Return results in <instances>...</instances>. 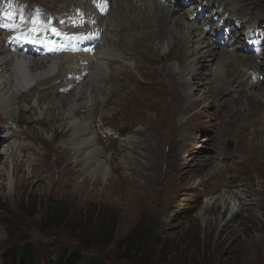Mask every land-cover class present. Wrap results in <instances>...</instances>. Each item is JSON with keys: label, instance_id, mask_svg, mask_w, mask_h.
I'll list each match as a JSON object with an SVG mask.
<instances>
[{"label": "rangeland", "instance_id": "374dc122", "mask_svg": "<svg viewBox=\"0 0 264 264\" xmlns=\"http://www.w3.org/2000/svg\"><path fill=\"white\" fill-rule=\"evenodd\" d=\"M34 1L50 14L74 11L88 2L29 0L28 3L34 6ZM207 1L191 0L190 5L184 8V4L183 9H176L178 12L174 16H185L184 19L191 22L189 13L200 5L214 6L213 0ZM160 2L173 11L174 6L169 7L173 1ZM213 2L228 5L229 10L238 13L233 20L264 28V0ZM155 3L157 0H145L142 10L146 11V16L138 10L131 11L130 6L126 9L127 14L129 11L132 16L145 17L144 28L128 29L129 32L117 35L116 42L121 39L132 48L134 43L142 41L147 50L137 48L139 53L133 51L134 57L131 50L122 51L114 46L122 56L118 58L122 64L109 69L106 76L111 72V81L105 84L99 78L101 69H93V84L89 90L97 89L98 100L93 98L79 107L76 105L71 118L60 119L61 106L59 103L52 105L48 98H57L55 94L64 99L68 96L67 100L73 97L78 84L74 88L71 82L76 77L72 74L80 75V72L78 66L68 62L56 69L49 85L18 95L17 110L9 118L0 112V151L8 152L9 144L15 142L13 152L2 154L0 158L1 167L2 160L7 161L6 174L3 171L0 176V264H12L5 260L6 254L25 243H31L40 253L39 264L57 262L64 249L69 252L77 245L87 254L97 255L105 264H264V152L254 153L251 146L258 137L264 146V124L261 123L264 104L260 105L261 114L252 124L257 113L243 117V122L233 123L228 113L230 107L221 103L223 99L217 94L216 106L210 103L211 100H208L210 104L204 103L203 96L211 95V81L217 67L215 61H207L208 75L200 72L201 64L206 63L203 61L205 55L210 54L205 47L208 41L205 31L194 55L186 58H192V66L196 68L189 78L188 96L183 101L186 110L181 113L178 109L180 113L172 119L171 105L165 111V124L162 118L155 120V111L171 101V85L166 75L168 65L164 64L169 57L179 58L177 50H169V38L144 33L148 29L145 26L149 22L148 13L154 9ZM113 11L118 12L116 6L108 11L116 24L120 13L112 15ZM206 17L200 15L193 22L203 30L208 24L212 27L218 24L216 20L209 23ZM225 18L229 20L231 17ZM148 25L151 27L152 22ZM123 34L129 35L132 42ZM103 36H110V31ZM159 41L163 42L162 47ZM106 43L105 40L104 47ZM222 47L227 46L221 45L218 49L225 50ZM245 47L237 46L229 51L239 54L241 59V63L228 66L231 75L236 72L239 86H233L236 78L229 82L232 96H226L240 101L238 109L245 105L246 100L241 97L250 89L248 84L244 85L246 77L252 76L264 83V43L262 57L258 59L243 51ZM168 51L172 55L167 58ZM150 55L152 58L148 60ZM170 62L175 63L174 60ZM257 64L262 68L255 67ZM115 66L118 65H112ZM89 68L87 65L86 70ZM60 71L64 72L57 74ZM241 86L247 91L240 89ZM235 93L240 97L234 99ZM212 94L215 96L214 92ZM40 96L48 101L37 102ZM201 97V101L194 102ZM36 105L45 106L44 112L41 113ZM84 106L81 111L80 107ZM221 110L223 116H217ZM73 117L90 125L96 145L101 149L100 159L107 169L105 176H95L91 171L87 173L83 155L73 146ZM229 139L234 141L233 149L228 145ZM157 140L159 146L155 147ZM134 158L137 161L132 163ZM134 170L138 177L133 176ZM132 184L138 185V197L133 194ZM140 187H144V194ZM247 189L251 195H245ZM54 201L62 202V205ZM59 206H63L66 214L81 215L80 230L96 231L102 236L103 231L99 229L112 223L111 240L104 241L100 245L102 249L96 252L88 249L97 243L91 236L80 240L74 238L79 236L78 228L72 238L61 234L65 233L62 229H51L53 224L46 221L47 213L50 208ZM236 213L238 215L234 217ZM62 226L65 225L56 223L55 228Z\"/></svg>", "mask_w": 264, "mask_h": 264}, {"label": "bare ground", "instance_id": "6f19581e", "mask_svg": "<svg viewBox=\"0 0 264 264\" xmlns=\"http://www.w3.org/2000/svg\"><path fill=\"white\" fill-rule=\"evenodd\" d=\"M11 1L12 0H0V5L4 4L5 7H9V6H11ZM28 1L29 0H24L22 2L20 8L18 9L19 12L22 10H25V5H26V3H28ZM64 1H66V3H67V0H64ZM213 1H216V0H213ZM175 2L176 3H174V4H169V7H172V5H173L174 9H175V10L173 9V11H171L168 8L166 9L162 5L160 0H157V3H155L156 5H155L154 9H151V11L149 10L151 13H148V14H150L149 22L150 21L152 22V26L149 27V25H148L149 22H148L147 25H145L146 28H148V29H146L144 32L146 34L148 32H152L151 33L152 36L157 35V36H160L162 39L164 37L169 38V40H168L169 41V50H171V51L177 50L178 56H179V58H176L174 56H172L171 58L170 57L168 58V56H171L172 54H169V51L166 53V57L169 60L167 61V64H164V65L165 66L168 65L167 66L168 70H167L166 75H168V77H169L168 79H169V82L171 85V92H170L171 101L169 102V104L165 105L160 110L159 109L156 110L154 113L155 120H158V118H162L164 120V124H165V120L167 119V113L165 111L169 108V106L172 105V111H171L172 119L175 118V116L180 113V111H178V109L181 110V113L184 112V110H186V106L183 107V101L186 100V97L188 96V89L190 88L189 78L194 72H196V68H194V66H192V58H189L187 60H186V58L189 55H192V56L194 55L195 49L199 46L198 44H199V42H201L203 35L205 34V31L202 28H198V26L193 22V21H196L195 20L196 16L193 15L194 12L189 13V15H188V17L190 19H192V20H189L192 23L186 21L184 19L185 16L184 17L181 15L180 16H178V15L174 16L175 12H178L177 10H179V8L183 9L182 6L184 5V3H181L180 0H175ZM203 2H204V0H203ZM33 3H34V5H41V4H38L36 1H34ZM114 6L117 7L118 12L113 11L112 15H113V13H117V14L120 13L119 14L120 16L119 17L117 16L118 20L116 21V24L114 23L115 20L113 19L114 20L113 21L111 16L108 15V13L102 17H99V25L103 28L101 35L110 31V36H106V37L104 36L105 40L107 42L106 43L107 46L104 47L105 49L101 47V43H100L97 46L99 48L98 52L96 53V55H93V56L86 55V52L90 51L91 47H89L87 44H85L84 48L81 50H79L76 45H72V47L76 50V52L70 53L71 50L69 48H67L66 50H64L61 53L60 57H58V55H57L58 54L57 52H60V51H57L53 47L52 48L48 47L47 50L49 52L54 53L53 56H46V57H43L41 59L32 58L31 56L26 55L28 52L25 48L20 49L19 52L15 49L9 51L8 48L4 45L6 39H4V37L0 33V74H1V76H0V112L2 114H7V118H9L10 115L14 114L17 110L16 102H17L18 95L22 96L24 94L30 93L36 87L42 88V85H47L49 80L51 79V77L56 74V72H57L56 69L58 70L59 66L61 67L62 63H68V62H72L76 66H78V71L80 72V75L76 77L75 81L71 82L72 84L75 85L74 88H76V85L78 84L76 91L73 93V97L70 96L71 97L70 100H67L68 96H66L65 97L66 99H64L63 96H58V94H55V97H57V98H52V99L48 98V100H51L50 102L52 105L59 103L58 105L61 106L60 109L58 108L60 110L59 111L60 115L62 116V117H60V119L64 120L67 118H71V112H72V110H74V106H76V105L78 106L79 104L82 105L83 103H87L89 101L91 102V100L93 98L98 100L99 96L97 94L98 93L97 89L89 90L90 85L93 84L92 78H93V74L95 73V71H93V69L94 68L95 69H98V68L101 69L102 74L100 75L99 78H102V81L105 84L109 83L111 81V77L113 76V74H110L111 73L110 72L108 74V76H106V74L109 72V69L111 68V70H112L114 68H118L122 64L120 62V60L118 59L119 57H122V56L119 54L118 50L115 49L114 46L121 48L122 51H124L126 48L128 49V51L131 50L130 52L133 53L134 57H135L134 52L139 53V51L136 50L137 48H140L144 51L147 50L145 47V44L142 41L134 43L132 48H129V46H127L128 42L122 41L121 39L118 42H116L117 35H119L123 32H125V33L129 32L128 29L129 30L131 29V31H132V29L134 30V28L135 29L144 28L143 23L145 21V17L144 18H143V16L140 17V15L139 16H132V15H130L131 13L129 14V11L127 14L126 9L130 6V7H132L131 11L138 10V12L145 14L144 16L147 15L146 11L142 10L141 6H139V4H137V2L135 0H112V4H111L110 9L113 10ZM222 6H224V5L220 4V6L218 5L215 7L216 9L218 8L216 15H220V11L222 9ZM147 7H148V5H147ZM185 7H186V5H184V8ZM224 7L222 9L223 12L226 9ZM33 9L36 10V16H38V14L40 13L39 9H36L35 6H33ZM194 10H195V8H194ZM0 11L3 12L0 15V21L3 23L5 21L6 22L5 26H7L8 23H13V25H14L17 20L19 23L24 22V21H21L23 18V16L21 14H19V15L17 14L16 19H14L11 14H8L5 12L3 7H1ZM132 14H133V12H132ZM9 16L11 17V19H9ZM125 16H127L128 18L126 17L127 18L126 19ZM119 28H120V30H119ZM15 30H17V33H16L17 35H23L25 31H28L29 34L32 35L31 30H28V29L15 28ZM113 31L115 32L114 34H113ZM232 34H235V38L240 39V36H237V34H239V32L232 29ZM123 37L125 39L127 37V40L129 42H132L131 40H129V35L123 34ZM37 38H38V40L41 41L40 37H37ZM134 38H136L135 40L140 39L137 37H134ZM145 40H146V37H145ZM170 40H172V41L170 42ZM63 42H65V40ZM162 43H163L162 41H159V44L161 45V47H162ZM205 47H207V50H208V52H210V54L208 56L205 55L206 53L204 54L205 58L203 61H206V63L203 62L204 64H201L203 66V68H202V70H200V72L203 73L204 75H208V68H207L208 63H207V61H210V62L215 61L216 64L214 63V65H215V67L216 66L217 67H216V71H214V73H213L214 77L211 81V83L213 84V89L211 90V95L203 96V97H205V98H203V100L205 99L204 103L207 102V104H208L209 103L208 100H211L210 103H212L216 106L218 104V101H219L218 99H216V94H217L220 99H223L221 101V103L225 102L230 107V111L228 113L230 116H232V122L233 123H235V122L240 123L241 121L243 122V117L252 116V115H255L257 113L258 116H256L255 119H253L251 121V123L253 124L255 122V120L257 119V117H259V115L261 114L262 110L259 109L260 105L264 104V83H262L260 81V79L256 80V78H253L250 75H249L250 77H246V79L244 80L245 81L244 85L248 84V86H249L248 88H250V89L252 88V90L248 89V91H247V89H245L243 86L240 87V89H242L243 91H247V92L245 94H243L241 97V99L246 100L245 105L243 106V108L238 109L237 105L240 104V101H235L232 98L227 99L226 96L231 94V87L228 84L229 82H233L232 80H235V78H236L233 86L234 87L239 86V84L237 83L238 77H236V72L231 75L232 70L228 71V66H230V65L235 66L237 63H241V59L238 57L239 54H236V55L231 54V52H229L230 50H228V48H226V50H223V49L219 50L218 49V43L217 42L215 43V41L213 43H210L209 41H207ZM147 48H148V45H147ZM155 53H154V55H155ZM151 58L152 57L150 55V57L147 59L151 60ZM173 60L175 63L170 62ZM59 62H61V63L59 64ZM169 62H170V64H169ZM177 62H179V63H177ZM87 65H89V67H91L88 70H86ZM112 65H118V66L112 67ZM255 67L259 68L261 66H260V64H257ZM248 70L249 69H247L246 72ZM62 72H64V71H60L57 74H60ZM120 75L122 76V78L124 77L123 74H120ZM256 77H258V76H256ZM53 80H54V78H53ZM263 82H264V80H263ZM202 85H204V84H202ZM30 86H33V88L30 90H27ZM201 89H203V88H200V89L197 88V90H201ZM212 92H214L215 96H213ZM223 95H225V98H222ZM25 96L30 97V95H25ZM231 96H232V94H231ZM239 97L240 96L238 93H235L233 96L234 99H237ZM40 100L45 101L47 99H44L43 96L42 97L40 96V97H38L37 102H39ZM201 100H202V97L195 100L194 102L201 101ZM251 103H254L255 106L250 107L249 105ZM96 104H98V102L95 103V105ZM207 104H206V106H207ZM37 107L41 111V113L44 112L43 108H45V106L42 108L39 106H37ZM80 108H82L81 109V111H82V110H84L85 106L80 107ZM77 110H79V109H77ZM217 116H223V110L219 111ZM240 117H242V118H240ZM58 119H59V117H58ZM261 123H262V125L264 124V117L262 118ZM71 124L73 126L72 141H75V144L73 146L76 147V149L78 150L77 152L80 155H83L82 157H83L85 165H86L87 173L89 171H91L95 176H97V175H99V176L104 175L105 176L107 173V169L105 168L106 166L103 165V160L100 159L102 157L101 156L102 155L101 149L99 147H97V145H96L95 136L93 135L94 133L91 130L90 125L87 122H80V121L76 120L74 117L72 118ZM162 124H163V122H162ZM7 136L11 137V134L7 135ZM260 143H261V139L259 137L257 138V140H254L253 142H251V144H252L251 146H253L252 151H254V153L264 152V146H262V144H260ZM14 144H15V142H13L12 145L9 144L8 148L6 149V150H8V152L7 151H4V152L0 151V158L2 157V154H4V155H6L8 153L11 154L13 152V147L15 146ZM156 146H159V140H157L155 142V147ZM134 148H135V146H134ZM135 161H137L136 158H134V161H132V163ZM2 166L3 167H1V164H0V176L3 174V171H4V174H6L5 173V168L7 167V161L6 160H4V161L2 160ZM14 169H15V166H14ZM133 176L138 177L135 170H134ZM130 187H131V185H130ZM133 187H134L133 194L135 193L136 194L135 196H137V192L139 189L138 185L136 184L134 186V184H132V188ZM140 188L142 190V192L141 191L140 192L142 194H144L143 193L144 187H140ZM244 191H245V195L248 196V193H249V195H251L250 190L247 189ZM142 194H140V196ZM245 207L248 210L252 211V208L247 207V206H245ZM237 215H238V213L234 214V217ZM251 216H254V214L251 213Z\"/></svg>", "mask_w": 264, "mask_h": 264}, {"label": "trees", "instance_id": "16d2710c", "mask_svg": "<svg viewBox=\"0 0 264 264\" xmlns=\"http://www.w3.org/2000/svg\"><path fill=\"white\" fill-rule=\"evenodd\" d=\"M55 202V201H54ZM56 204L62 205V202H55ZM66 211L63 206L59 207H54L50 208V213H47L48 218L46 221H50L53 225L50 226L51 229L58 231L59 229H62L65 233H61L68 238L73 237V232L76 230L81 223V215L75 216L74 214L71 213H64ZM67 212V211H66ZM56 223H60L62 226L60 228H55ZM108 224V223H107ZM112 223H110L109 227H106L107 225H103L99 230L103 231V235L101 236L100 234H97L96 231L90 233V231L86 230H80L81 228L79 227L77 229L78 235H75L78 240L83 239L87 236H91V238L95 239L97 241L96 245L94 247L88 248V249H93L94 251L98 252L97 250L102 249L101 244L104 241L109 242L111 240V234H112ZM106 227V228H105ZM80 232V233H79ZM86 239V238H85ZM100 244H99V243ZM84 249V248H82ZM79 246L72 251H66L65 249L63 250L62 254L57 258V262H49L48 264H105L97 255L95 254H87L84 252ZM137 250L140 252V250L137 248ZM12 253H7L5 256V260L8 262H11L12 264H39L41 257L40 253L36 251L33 248V245L30 243H25L15 249L14 251H11ZM145 253V251L143 252ZM139 254V253H137ZM147 255V254H146ZM151 255V254H150ZM141 259L144 258V255H142Z\"/></svg>", "mask_w": 264, "mask_h": 264}, {"label": "water", "instance_id": "95a60500", "mask_svg": "<svg viewBox=\"0 0 264 264\" xmlns=\"http://www.w3.org/2000/svg\"><path fill=\"white\" fill-rule=\"evenodd\" d=\"M229 147L234 148V142L232 140H229Z\"/></svg>", "mask_w": 264, "mask_h": 264}, {"label": "snow or ice", "instance_id": "6c2138e0", "mask_svg": "<svg viewBox=\"0 0 264 264\" xmlns=\"http://www.w3.org/2000/svg\"><path fill=\"white\" fill-rule=\"evenodd\" d=\"M98 6H100L99 4H98ZM9 19H11V17L9 16Z\"/></svg>", "mask_w": 264, "mask_h": 264}]
</instances>
